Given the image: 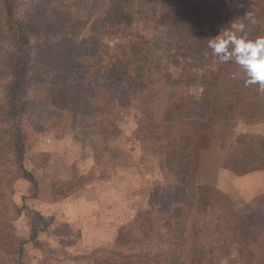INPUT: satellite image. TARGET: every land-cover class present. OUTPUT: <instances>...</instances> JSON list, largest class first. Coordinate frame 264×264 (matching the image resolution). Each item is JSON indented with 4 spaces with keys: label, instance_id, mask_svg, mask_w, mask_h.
<instances>
[{
    "label": "rangeland",
    "instance_id": "rangeland-1",
    "mask_svg": "<svg viewBox=\"0 0 264 264\" xmlns=\"http://www.w3.org/2000/svg\"><path fill=\"white\" fill-rule=\"evenodd\" d=\"M11 1V14L15 19L33 12L34 7L44 0ZM50 1L54 4V0ZM189 1L134 0L136 5H151L158 13L172 5L179 7L176 22L167 26L144 23L136 26L146 37L156 40L160 48L163 47L159 53L183 39L187 29L181 19ZM77 2L78 15L93 19L108 0ZM214 3L216 7L210 16L214 33L229 28L232 16L241 4L253 9L257 24L264 32V0H214ZM7 13V2L0 0V103L3 87L8 83L9 69L20 53L15 36L6 23ZM105 40L110 46L119 42L110 38ZM47 46L49 44L43 39H32L29 50L34 56L36 52L38 55L39 48ZM162 58L167 59L166 56ZM50 64L45 74H40L41 65L32 63L24 93L29 111L23 163L28 171H33L36 188L28 177L16 175L14 155L9 147H3L0 152V193L5 194L0 203L4 207L11 203L19 207L26 205L31 212L23 211L20 216L32 215L33 221L37 218L43 233L53 237V242H33L34 232L25 228V222L18 226L17 219L15 233L27 240L25 264H93L96 258L107 253L112 238L118 233L142 242L135 252L145 251L147 243L155 249L157 235L171 236L181 229L185 212L181 211L184 203L180 199L193 203L190 212L193 221L206 212L210 221H216L219 214L223 217L218 227L210 225L211 231L209 229L197 238L198 252L206 257V264H215L217 257L212 254L223 247L214 244V238L222 237L223 245L228 240L232 247L234 240L244 239L247 235L250 241L243 249L252 257L241 259L233 252L231 259L235 264H264V174H254L264 173V169H250L261 167L259 157L264 149V120L250 122L245 116L237 117L219 137L203 134L193 121H188L178 126L183 132L178 138V147L171 148L173 151L178 149L177 154L173 152L175 158L171 161L164 158L156 144L135 135L141 115L137 101L142 89H130L107 77L94 81L96 98L100 103L109 101L113 109L112 119L120 129L119 134L109 136L104 142L97 134L82 133L83 124L76 123L72 130L68 117L58 118L54 111V59ZM91 110L94 117L100 116L97 109ZM4 128L0 123V144L7 142ZM242 170L251 171L238 174ZM236 177L246 178L241 182L245 191L242 194L231 191L232 179ZM18 178L26 179L27 187L14 183ZM54 181L61 184L59 189L54 186ZM93 187L97 190L92 191ZM91 194L101 201L100 208L92 206L90 209V204L85 203L86 197L93 198ZM70 195L77 199L80 215L87 212L86 208L91 214L90 224L84 225V230L79 228L77 211L63 202L64 196ZM35 197L36 201L31 200ZM147 211L150 213L148 221H135L138 214ZM100 220L106 221L102 228L99 227ZM54 232L64 237L60 241L64 248L54 249ZM3 260L2 264L13 263L8 257Z\"/></svg>",
    "mask_w": 264,
    "mask_h": 264
},
{
    "label": "trees",
    "instance_id": "trees-1",
    "mask_svg": "<svg viewBox=\"0 0 264 264\" xmlns=\"http://www.w3.org/2000/svg\"><path fill=\"white\" fill-rule=\"evenodd\" d=\"M4 1L8 5L6 23L15 36L20 53L12 62L8 83L3 87L0 123L5 126L3 134L8 138L6 143L0 144V152L3 147H9L14 155L16 175L28 177L35 188L33 171H28L23 163L29 111L24 93L32 63H39L38 72L45 74L54 59L56 115L60 119L68 117L72 130L77 124H83L82 133L97 134L104 142L109 136L119 134L120 129L112 119L113 109L109 101L100 103L96 98L94 81L107 77L130 89H142L137 101L141 115L135 135L156 144L164 158L171 161L178 151L171 148L178 147V138L183 132L178 126L188 121H193L203 134L219 137L237 117L245 116L250 122L264 120V94L258 91V85L245 87L243 73L240 78L232 79L231 74L239 71L238 66L232 62H218L208 47L207 40L220 32L216 30L214 33L210 18L216 7L214 0L187 2L185 15L180 18L187 29L183 39L166 46L161 53L159 49L163 47L160 48L156 40L146 37L136 26L144 23L161 27L176 22L177 5L158 13L146 3L136 5L134 0H108L95 18L84 19L78 15L77 0L72 3L70 0H54V4L44 0L34 7L33 12L14 19L12 1ZM238 8L231 24L243 22L250 39L264 37L260 25H252L244 19L246 13H253V9L242 7V4ZM109 38L119 42L110 46L105 40ZM32 39H43L51 46L39 48L38 55L36 52L33 56L29 50ZM92 108L97 109L100 116L94 117ZM261 154V167L254 166L251 170L264 169V149ZM249 171L242 170L238 174ZM60 185L54 181L57 189ZM3 197L5 194L0 193V198ZM183 201L180 199L184 203L181 211L185 212L181 229L171 236L157 235L155 249L147 243L145 251L135 252L142 242L118 233L112 238L107 253L96 258L93 264H206V257L198 252L197 238L207 232L210 225L218 227L223 217L219 214L216 221H210L206 212L193 221L190 219L193 203ZM26 210L30 211L26 205L19 207L11 203L4 207L0 203V264L5 257L10 258L12 264H25L27 240L15 233L14 228L21 212ZM149 214L148 211L140 213L135 221H148ZM189 219L192 220L190 223ZM212 228L215 230V226ZM244 237L234 240L232 247L228 240L223 245L224 238L212 237L214 244L223 246L213 253L216 255L212 254L217 257L215 264H235L231 259L235 254L241 259L252 257L243 249L250 237Z\"/></svg>",
    "mask_w": 264,
    "mask_h": 264
},
{
    "label": "clouds",
    "instance_id": "clouds-1",
    "mask_svg": "<svg viewBox=\"0 0 264 264\" xmlns=\"http://www.w3.org/2000/svg\"><path fill=\"white\" fill-rule=\"evenodd\" d=\"M250 24L258 23L253 13L244 16ZM208 47L220 63L232 62L239 71L231 74L232 79L240 78L243 73L245 87L258 85V91L264 94V37L250 39L243 22L232 23L215 37L208 39Z\"/></svg>",
    "mask_w": 264,
    "mask_h": 264
},
{
    "label": "crops",
    "instance_id": "crops-1",
    "mask_svg": "<svg viewBox=\"0 0 264 264\" xmlns=\"http://www.w3.org/2000/svg\"><path fill=\"white\" fill-rule=\"evenodd\" d=\"M256 172V171H255ZM264 174L263 172H256V173H254V174ZM250 176V175H249ZM263 176V175H262ZM251 178V177H250ZM246 178L245 177H236V178H234V179H232V185H231V191H237V192H239V193H244L245 191H244V189H242L243 188V186L241 185V182H243L244 180H245ZM14 183H19V184H23L22 186H26L27 187V185H28V182H27V180L26 179H20V178H18ZM2 188H4V187H2ZM12 188H15V185L14 186H12ZM10 189V188H9ZM9 189H3L4 191H9ZM240 189V190H239ZM17 190V189H16ZM97 189H96V187H93L92 188V191H96ZM91 195H93V198L92 199H88L87 197L85 198L84 196V198H85V203H87V204H90V209H91V207L92 206H99V208H100V205H99V203H101V201L98 199V197H96L94 194H91ZM31 200H34V201H36L37 200V197H35L34 199H31ZM63 202L64 203H66L67 204V206L71 209V210H74V212H76L77 211V215L79 216V228L81 229V230H84L83 228H85L84 227V225H87V224H90V219L89 218H91V214H89L88 213V210H87V208H86V213L85 214H82L81 213V215L79 214V212H78V208H77V199L75 198V196L74 195H70V196H66V197H64L63 198ZM66 204H64V206L66 205ZM94 207V208H95ZM30 212H31V209H30ZM76 216V215H75ZM26 217V219L25 220H23L24 218ZM36 219L37 218H34V221L32 220V215H28V214H22L19 218H18V220H17V223H18V226H20L21 224H22V222H25L24 224V226H25V228H27L28 230L30 229V230H32L33 232H34V234H33V236H32V238L34 239V241L33 242H39V243H47V241L48 242H53V237H49L48 236V234H44L43 233V231L40 229V225H39V221L37 220L36 221ZM105 222L106 221H104V220H100L99 221V223H101L100 225H99V227L100 228H102L103 227V224H105ZM62 239H64V237H61V236H59L57 233H55L54 232V249H59V247H62V248H64V244H61V242L60 241H62ZM47 240V241H46ZM63 243V242H62ZM38 247V246H37ZM37 247H35V248H37ZM27 248V247H26ZM66 248H67V246H66ZM38 249V248H37ZM67 250V249H66ZM25 251H27V249L25 250V248H24V253L25 254H27V252H25Z\"/></svg>",
    "mask_w": 264,
    "mask_h": 264
}]
</instances>
